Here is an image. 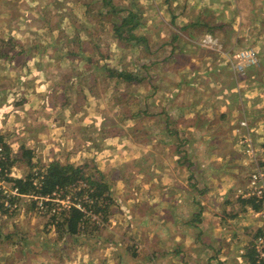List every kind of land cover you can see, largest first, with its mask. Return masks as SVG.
Here are the masks:
<instances>
[{
	"label": "rangeland",
	"instance_id": "374dc122",
	"mask_svg": "<svg viewBox=\"0 0 264 264\" xmlns=\"http://www.w3.org/2000/svg\"><path fill=\"white\" fill-rule=\"evenodd\" d=\"M47 1H50L51 5L43 6ZM97 1L0 0V12L4 9L9 12L7 15H0V135L3 136V144L8 146L12 156L21 152L22 148L34 151L36 158L33 164L37 172L40 170L43 172L44 165L58 162L62 166H86L89 177L88 181L79 180L74 192L58 193L54 200L57 212H62L70 206L81 205L80 210L86 214L84 223L81 224L86 234L82 233L75 238L65 235L66 232H58L55 225H47L51 213L47 212L42 200L25 196L12 205L9 196H15L16 193L5 180L0 179V192H3V195L0 194V202H4V208L7 210L5 215L0 214V231L3 236L16 234L15 242L20 234L25 236V239L16 246L14 243L11 245L10 241L0 242V264H113L112 252L105 249L101 258L100 252L104 248L112 247L110 243L116 238V228H120L121 225L124 228L123 224L131 216V209L136 210L135 206L129 208L127 204V207L122 208L126 210L120 211L121 213L117 215L119 211L117 204L122 207L125 198L130 200V196L135 195L131 191V185L152 179L153 176L146 172L147 167H160L157 163L161 157L152 156L151 151L156 153V150L161 152V149L158 142L151 144L152 140L145 131L146 113L143 112L140 117L141 114L136 115V112L138 104L144 103L146 90L158 82L157 80L155 83L154 76L152 80L145 76L147 59L150 57L151 62L148 63L158 68L161 66L163 53H155L150 49L146 37L145 41L140 43V47L133 48L132 51L118 49L119 42L117 40L115 42L114 36L111 38L114 44L109 46L110 43L105 38L109 36V32L113 33L112 22L115 23L116 18L112 19L111 16L103 18L101 22L107 26L104 32L103 27L100 28L98 24L101 17L97 11L93 17L97 24L90 31L86 30L83 26L82 9L85 2L97 5ZM148 1L150 0H110L109 3L115 6V12H119L120 16L131 15L130 9L138 13L141 26L135 34L142 36L147 34L149 39H153L151 34L160 35V32L150 31L147 27L146 20L148 18L153 20L147 12L148 9L153 12L151 6L146 7ZM217 2L221 6V14L208 17L210 22L214 23L216 18L223 22H233L235 19L253 22L255 25L253 28L263 33L264 0H217ZM174 11L178 12L176 8ZM234 11L237 12L236 15L232 14ZM54 21L61 27L58 28L59 25H56L52 29L49 28ZM47 28L52 30L51 34L45 30ZM174 28H176L174 35L178 36V32L183 33L171 21L163 32L170 36L169 32ZM234 32L229 42L233 47L227 51H224V43L210 33L197 40L195 46L199 53L207 52L209 49L203 46V41L206 36H211L218 41L223 54L229 55L233 63H235L233 54L245 50L255 51L259 63L246 68L243 73L234 69L226 57L240 78L261 65L264 58V39L250 41L247 38L242 43L244 37L236 38L239 31ZM59 36L72 40L69 47L77 54L76 56L67 59L55 56L58 51L55 42ZM241 36H244V33ZM41 37L46 39V45L38 41ZM232 40H238V43ZM35 44L40 48L50 49L48 54L51 55L44 54L43 50L35 47ZM108 46L110 48L105 49L103 54L110 52L112 62H116L118 56L125 59V64L121 68L128 70L129 76L135 75L137 78L140 76L141 81L128 83L107 79L108 75L103 69L106 62L100 57L103 56L100 48ZM16 53L18 55L14 58ZM212 53L217 52L213 50ZM90 54L99 55L101 59L99 64H94L96 60L92 64L87 62ZM195 62H200L199 55L195 57ZM176 64L177 61H174L170 66L174 68ZM177 65L178 68L192 71L190 66ZM153 90L150 93H153ZM135 93H138V102L133 101ZM247 119V116H243L238 123L239 129L236 132L239 143L241 146L244 145L246 139L244 136H249L256 149V138ZM136 120L141 126L133 125ZM244 120L248 123V129L240 126ZM177 144L179 145L180 141ZM4 145L1 147L0 160L6 156ZM183 145L180 150H183ZM175 148L177 147H173ZM243 155L253 169L256 167L255 160L260 158V164L263 159L258 153L255 157ZM30 171L31 169L24 163L19 162L14 165L8 176L25 177ZM92 181L108 183L112 187L111 191L97 199V195H94L95 188L90 187ZM80 190L86 191L79 196L77 192ZM140 193L142 191L136 192V196ZM85 204L90 206L98 204L100 209L89 210ZM120 219L124 221L123 224L119 223Z\"/></svg>",
	"mask_w": 264,
	"mask_h": 264
},
{
	"label": "crops",
	"instance_id": "0c3cea01",
	"mask_svg": "<svg viewBox=\"0 0 264 264\" xmlns=\"http://www.w3.org/2000/svg\"><path fill=\"white\" fill-rule=\"evenodd\" d=\"M150 6L153 20H146L147 27L160 35L152 33L149 39L146 34L147 45L163 57L161 68L147 59L145 76L158 82L146 90L136 115L146 113L151 144H161V152L151 151L161 157L160 167H147L152 179L131 185L135 195L125 198L122 207L117 204V215L127 204L136 210L131 209L125 224L120 219L124 228H116L112 247L102 249L99 257L108 249L113 264H251L253 237L261 224L251 212L253 204L237 197L254 169L245 161L236 130L247 116L264 166V58L238 78L223 52L199 53L195 43L212 32L227 51L234 31L243 43L247 38L262 41L264 28L262 33L253 22L238 19L210 22L208 17L221 14L217 0H150ZM4 14L9 12L4 9ZM168 20L183 33L174 35V28L170 36L164 34ZM197 55L200 62H195ZM174 61L193 72L177 64L173 68ZM137 122L133 125L141 126Z\"/></svg>",
	"mask_w": 264,
	"mask_h": 264
},
{
	"label": "trees",
	"instance_id": "16d2710c",
	"mask_svg": "<svg viewBox=\"0 0 264 264\" xmlns=\"http://www.w3.org/2000/svg\"><path fill=\"white\" fill-rule=\"evenodd\" d=\"M97 2H98L97 5L95 3H94L95 5H93V4H87V2H85V7L82 9L85 12V15L84 12L82 13L83 26L85 27V29L90 31L97 24V20L93 18L94 12L97 11V14L101 17L100 20H98L99 21L98 24L100 25V28L103 27L104 32H106L107 26L105 24H102L101 21L104 20L103 18H105L106 16H111L112 19L116 18L115 23L112 22L114 26L113 33L111 34L109 32V36L105 38L108 39V42L110 43L109 46L114 44L113 40H111L112 36H114L119 41L118 44L119 47L117 48L121 49L122 51L124 50L132 51L133 48L140 47L139 45L145 39V36L137 34L139 36L138 37L135 34L138 27L141 26L139 14L131 11V15L129 14L127 16H120L119 12H115L116 9L115 6L112 3H109L110 0H98ZM45 5H51V2L50 1L44 2L43 6ZM104 10L106 11L105 13L103 12ZM56 25H59L58 28L61 27L60 24L55 23L54 21V24L50 25L49 28L52 29ZM49 28L45 30L46 31L48 30V33L51 34L52 30ZM64 28L65 26H63V29ZM100 35L102 36L101 32ZM211 35L214 34L212 33ZM56 40L57 41L55 42L56 43L55 45L58 46V51L56 52L55 56L59 55L60 58L67 59L77 55L69 47V44H72V42H70L71 39H66L63 36H59L58 38H56ZM38 41L41 44L46 45L45 38L42 37L41 39L38 38ZM109 46L105 48H100V52L103 55L100 57L104 60V62H106L103 64V69L108 75L107 79H109L110 81L116 79L128 83L141 81L139 80L140 78H137V76L135 75L129 76L128 70H126L123 67L121 68V66L125 64V59L118 56L119 59H117L116 62H112L110 61L111 58L110 52L103 54L105 49L110 48ZM35 47L39 50H43L44 54L50 53V49H47V47L40 48L37 44H35ZM17 55L18 53L14 54L13 57L15 58L17 57ZM88 56L89 58H87V62L92 64L94 63V60H96L94 64H99L101 60L99 58V55L94 56V54H90ZM133 101L136 100L133 99ZM133 105L135 106V104ZM140 114L143 115V111ZM3 140H4L3 136L0 135V148L2 147V145H4ZM4 148H5L6 156H4V159L0 160V179L5 180L10 185L12 191H17L16 192L17 195L9 196V199L11 200V204L14 205L16 200H20V198L25 196H28L29 198H36L38 200H42L47 208V212L51 213L47 220L48 223L47 225L50 226L55 225L58 232H62V233L66 232L65 235L67 234L73 238L78 237V235L82 233L86 234V232L82 230L83 226H81V224L84 223V218H86V214L84 215V212L75 206H70L69 208L63 209L62 212H57V209L54 208L55 207L54 200L56 194L58 193H62L64 191L74 192L78 187L79 180L81 181L85 179L88 181L89 177L86 172L87 167L75 166V165L62 166L58 162H51L50 164L43 166L44 167L43 172H41V170L37 172L35 164H33L34 158H36L34 151L30 149L22 148L21 152H19L15 156H12L8 146L4 145ZM19 162L24 163L26 167L31 169V171L27 173L25 177L15 178L8 176L11 173V170L14 167V165ZM90 187L95 188L94 195H97L96 196L97 199L101 198L103 194L110 192L112 188L111 185H109L108 183L100 184L94 181L91 182ZM90 187L86 190L88 191ZM86 190H80L79 192H77L78 194L77 193L76 194L79 196L83 195V193ZM0 194L3 195V192H0ZM85 207L89 208V210H92L93 208L100 209V206L98 204H94L92 206H90L89 204H85ZM6 213L7 210L4 208V202L1 201L0 214L5 215ZM20 235L21 236L15 242L14 239L16 234H7L6 236H3L2 232L0 231V242L4 243L5 241H10L11 245L14 243L16 246L20 244L22 240L25 239L24 238L25 236L23 234Z\"/></svg>",
	"mask_w": 264,
	"mask_h": 264
},
{
	"label": "built area",
	"instance_id": "2783aa9c",
	"mask_svg": "<svg viewBox=\"0 0 264 264\" xmlns=\"http://www.w3.org/2000/svg\"><path fill=\"white\" fill-rule=\"evenodd\" d=\"M203 46L214 50L216 52H222V47L218 44V41L211 36H206V39L203 41ZM234 55L235 63L232 62L231 57H228L230 64L236 69L239 73H243L246 68L256 66L259 63V59L253 50H245L238 52ZM242 128H249L247 121H242L240 123ZM246 143L243 142L242 145L243 151L242 153L245 155H252L255 157L257 155L255 149V143L252 142L249 136H244ZM249 140V141H248ZM2 151V148H0ZM260 158L255 160V169L253 170L252 174L250 175L247 183L242 190L238 192L239 199H246L249 200L254 209L251 211L253 215L258 219L261 224L260 232H258L255 237H253V244L252 250L254 253V259L251 264H264V167L262 166V162ZM17 191H15L16 193ZM17 195V193L15 194ZM43 202V201H42ZM79 209H81V205H77ZM216 264H223V263H216Z\"/></svg>",
	"mask_w": 264,
	"mask_h": 264
},
{
	"label": "bare ground",
	"instance_id": "6f19581e",
	"mask_svg": "<svg viewBox=\"0 0 264 264\" xmlns=\"http://www.w3.org/2000/svg\"><path fill=\"white\" fill-rule=\"evenodd\" d=\"M210 50V49H209ZM210 51H213V50H210Z\"/></svg>",
	"mask_w": 264,
	"mask_h": 264
}]
</instances>
